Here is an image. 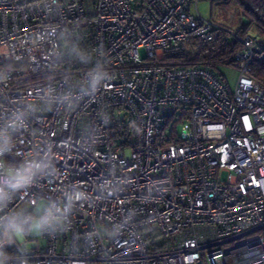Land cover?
Here are the masks:
<instances>
[{
  "label": "built area",
  "instance_id": "2783aa9c",
  "mask_svg": "<svg viewBox=\"0 0 264 264\" xmlns=\"http://www.w3.org/2000/svg\"><path fill=\"white\" fill-rule=\"evenodd\" d=\"M198 1L0 0V119L35 106L16 152L51 147L56 167L16 203L85 194L67 231L27 247L29 264H264L259 38L238 37L233 88L187 65L223 28L192 13ZM52 29L103 47L110 65L104 87L71 106L41 102L48 87L75 95L84 71L54 58Z\"/></svg>",
  "mask_w": 264,
  "mask_h": 264
},
{
  "label": "clouds",
  "instance_id": "9594fccd",
  "mask_svg": "<svg viewBox=\"0 0 264 264\" xmlns=\"http://www.w3.org/2000/svg\"><path fill=\"white\" fill-rule=\"evenodd\" d=\"M56 33L55 29H52ZM59 43L53 49L58 61L83 67L75 93L57 95L54 87L42 93L41 102L71 106L76 97L94 96L111 77L107 53L101 46L90 47L72 30L56 33ZM0 70V80L7 76ZM36 107L26 104L10 110L0 119V264H29L27 245L32 238L67 231L75 205L85 199L78 188H69L62 198L53 197L16 203L18 194L55 174L51 147L37 148L23 155L16 152V135L28 123ZM16 155L18 159L8 157ZM122 225L113 229L118 232ZM14 249V251H10Z\"/></svg>",
  "mask_w": 264,
  "mask_h": 264
},
{
  "label": "trees",
  "instance_id": "16d2710c",
  "mask_svg": "<svg viewBox=\"0 0 264 264\" xmlns=\"http://www.w3.org/2000/svg\"><path fill=\"white\" fill-rule=\"evenodd\" d=\"M211 2L222 0H210ZM241 8V22L235 29L236 36H231L232 29H216L213 40L201 46L192 58H186L187 65H201L217 70L220 65H233L235 53L240 48L238 37L248 32L252 25L254 31L264 38V0H237ZM250 75L264 87V39L258 43L251 63Z\"/></svg>",
  "mask_w": 264,
  "mask_h": 264
},
{
  "label": "rangeland",
  "instance_id": "374dc122",
  "mask_svg": "<svg viewBox=\"0 0 264 264\" xmlns=\"http://www.w3.org/2000/svg\"><path fill=\"white\" fill-rule=\"evenodd\" d=\"M191 11L201 19L210 20L232 30H235L242 21L241 8L237 0H222L216 2L199 0L196 4V10L192 6ZM249 30L250 32H254V25ZM216 71L223 77L230 88L234 87L239 74L238 69L234 65H220ZM35 244H43L42 236L32 238L27 247H33Z\"/></svg>",
  "mask_w": 264,
  "mask_h": 264
},
{
  "label": "crops",
  "instance_id": "0c3cea01",
  "mask_svg": "<svg viewBox=\"0 0 264 264\" xmlns=\"http://www.w3.org/2000/svg\"><path fill=\"white\" fill-rule=\"evenodd\" d=\"M248 32H250V30H248ZM251 34H253V35H256V36H258V38H259V42H260V40L262 39V37H260L257 33H255V31L254 32H250ZM217 72V71H216ZM218 73V72H217ZM219 74V73H218Z\"/></svg>",
  "mask_w": 264,
  "mask_h": 264
}]
</instances>
